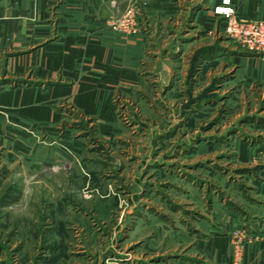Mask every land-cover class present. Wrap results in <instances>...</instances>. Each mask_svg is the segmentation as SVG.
<instances>
[{
	"label": "rangeland",
	"instance_id": "1",
	"mask_svg": "<svg viewBox=\"0 0 264 264\" xmlns=\"http://www.w3.org/2000/svg\"><path fill=\"white\" fill-rule=\"evenodd\" d=\"M4 4L0 30L37 19ZM136 6L121 0L107 25ZM220 20L148 31L139 82L114 95L119 130L66 99L64 120L0 142V264H264V84ZM52 31L16 34L4 57L32 60ZM38 83L33 68L0 78Z\"/></svg>",
	"mask_w": 264,
	"mask_h": 264
},
{
	"label": "crops",
	"instance_id": "2",
	"mask_svg": "<svg viewBox=\"0 0 264 264\" xmlns=\"http://www.w3.org/2000/svg\"><path fill=\"white\" fill-rule=\"evenodd\" d=\"M1 2L5 3L3 13L8 15H37L36 20L21 17L19 22L0 30V78L9 72L24 74L33 68L34 77L40 82L29 87L0 84V142L17 147L24 146L25 126L55 125L64 120L65 113L58 110L66 99L82 113L98 118L104 132L119 130L114 95L119 90L132 92L139 82V68L152 43L148 31L158 28L164 33L170 27L187 29L188 25L201 26L206 22L210 26L222 19L213 11L219 0H135L139 24L128 31H117L107 23L122 14L121 0ZM237 5L240 15L264 21V0H237ZM50 11L59 18L54 27L51 19L45 18ZM191 14V19L185 21ZM54 28L59 38L35 50L32 60L24 58L14 63L4 57L16 34L18 42H25L30 37H49ZM248 53L249 78L264 84V53ZM127 84L132 88L124 87Z\"/></svg>",
	"mask_w": 264,
	"mask_h": 264
},
{
	"label": "built area",
	"instance_id": "3",
	"mask_svg": "<svg viewBox=\"0 0 264 264\" xmlns=\"http://www.w3.org/2000/svg\"><path fill=\"white\" fill-rule=\"evenodd\" d=\"M215 14L224 20L226 35L250 52L264 53V21L240 15L237 0H219ZM135 11H129L121 20L111 23L117 31H128L137 26Z\"/></svg>",
	"mask_w": 264,
	"mask_h": 264
}]
</instances>
